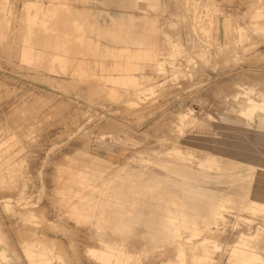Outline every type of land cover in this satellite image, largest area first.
<instances>
[{
    "label": "rangeland",
    "instance_id": "1",
    "mask_svg": "<svg viewBox=\"0 0 264 264\" xmlns=\"http://www.w3.org/2000/svg\"><path fill=\"white\" fill-rule=\"evenodd\" d=\"M251 103L264 0H0V264L264 256Z\"/></svg>",
    "mask_w": 264,
    "mask_h": 264
},
{
    "label": "bare ground",
    "instance_id": "2",
    "mask_svg": "<svg viewBox=\"0 0 264 264\" xmlns=\"http://www.w3.org/2000/svg\"><path fill=\"white\" fill-rule=\"evenodd\" d=\"M45 22H47V21H45ZM73 24H75L77 26L76 22H74ZM118 27H119V30L118 29L115 30V32L118 35V38H120V39L124 38L125 35H130L131 31L134 32V29L136 28V20L132 19V20H130V22H125L124 20H121V21H119ZM78 31H81L79 29V27H78ZM79 38L82 40L86 39L85 36L82 34ZM257 110L264 111V107L251 103V104H249L247 109L242 110V113L245 115H248L249 117H254L255 112ZM259 139L264 142V135H260ZM256 202H257V200H256ZM216 215H218L216 217L217 220L222 218V215L220 212ZM199 217L205 219L208 217V215L207 214H200ZM123 254H125V253L107 250V251L100 253V257H102L106 261H111V260L115 259L117 262H120V261H123V259H122ZM29 255L31 257L34 256V254H32L31 252L29 253ZM230 261L232 262V264H264V256L261 255L258 251L252 249L248 245V243H246L244 241H239V243L237 245H235L232 249ZM41 262H43V261H41ZM40 264H42V263H40ZM169 264H171V263H169Z\"/></svg>",
    "mask_w": 264,
    "mask_h": 264
}]
</instances>
